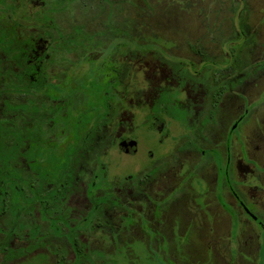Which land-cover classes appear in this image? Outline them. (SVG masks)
<instances>
[{
    "label": "flooded vegetation",
    "instance_id": "obj_1",
    "mask_svg": "<svg viewBox=\"0 0 264 264\" xmlns=\"http://www.w3.org/2000/svg\"><path fill=\"white\" fill-rule=\"evenodd\" d=\"M124 2L138 12V0H0V251L16 262L41 254L46 264L50 256L53 264L100 263L141 221L163 218L173 181L185 192L196 178L203 184L208 166L215 202L235 205L230 216L242 228L263 224L257 214L264 219V184L247 181L250 168L241 159L217 150V161L193 164L191 156L201 151L184 142L197 135L203 107L206 113L212 107L207 83L195 82L197 71L188 78L173 62L158 65L140 55L138 40L132 50L126 46L119 39L130 24H123ZM215 47L211 57L189 47L178 57L200 66L213 83L224 75L231 91L234 68L221 67ZM172 107L184 113L173 115ZM140 125L172 140L148 168L116 180L106 156L138 153ZM177 127L179 137L171 136ZM200 131V143L217 146ZM52 157L67 164L59 163L51 182L44 166Z\"/></svg>",
    "mask_w": 264,
    "mask_h": 264
},
{
    "label": "rangeland",
    "instance_id": "obj_2",
    "mask_svg": "<svg viewBox=\"0 0 264 264\" xmlns=\"http://www.w3.org/2000/svg\"><path fill=\"white\" fill-rule=\"evenodd\" d=\"M138 2L137 13L124 2L123 24H130H127L129 29H121L119 39L131 50L132 41L138 40L139 43L134 44L139 46L140 55L156 58L160 62L158 65L173 62L179 70H184L188 78L193 71H197L198 76L193 80L201 85L207 83L205 93L211 100L212 107L207 113L206 107H203L202 111L205 112L200 113V125L195 126L197 135L186 138L184 142L187 148L191 145L201 151L191 156L196 161L193 164L213 157L217 161L216 153L227 150L233 161L241 159L242 163L249 166L247 181L263 185L264 0ZM106 7L107 10L110 8L108 4ZM133 13L137 19L134 23L131 22ZM132 25L139 30L138 35L134 34V30L131 32ZM113 31L115 32L114 29ZM173 46L178 47L174 49ZM215 46L219 48L221 67L232 63L234 68V87L231 91L227 84L229 82L221 80L224 75L220 76L217 83H213V76L207 79L205 71L198 73L200 66H191L188 61L178 57L186 47H189L188 50H199V55L202 53L203 57L208 54L211 57ZM147 49L151 52L148 53ZM190 53L189 55H195ZM208 66L210 68L211 63ZM212 71L210 69L209 72ZM142 81L140 74L138 83L141 84ZM167 88L170 89L169 86ZM162 96L163 90L157 99V106ZM126 104L125 100V107ZM179 109L172 107L173 115L180 117L184 113V110ZM144 128L140 125L136 132L139 139L138 153L127 155L112 151L106 156L112 178L117 180L116 176L145 170L162 155L164 147L172 140L171 137H162L156 131L148 132ZM202 128L204 134L212 136L217 144L215 148H207V142L200 143L204 140L201 138ZM179 130V127L172 130L171 136L178 134ZM150 150L153 152L152 157ZM156 168L159 166L156 165ZM203 170L207 173V183L203 180L201 184L200 179L196 178L186 184L185 192H180V185L176 180L173 181L168 192L173 198L165 207L163 218L152 219L150 223L141 221L135 231L123 235L119 243L113 244L112 249L110 247L106 254L100 255L102 259L98 264H264V219L257 214L262 225L255 222L251 224L252 227L248 225L242 228V223L230 216L232 208L235 212L238 208H234L235 205L232 204L223 208L213 199L215 185L211 179L212 167L208 166ZM235 182L240 184L236 177ZM203 187H206L207 193ZM237 187L235 184L239 196L246 202V197L242 196ZM85 253L90 255V252L83 254ZM54 257H49L50 264L55 261ZM12 258L0 251V264H46L45 257L41 254H25L18 262Z\"/></svg>",
    "mask_w": 264,
    "mask_h": 264
},
{
    "label": "trees",
    "instance_id": "obj_3",
    "mask_svg": "<svg viewBox=\"0 0 264 264\" xmlns=\"http://www.w3.org/2000/svg\"><path fill=\"white\" fill-rule=\"evenodd\" d=\"M45 162H47L48 164H45L44 166V180L51 181V182L54 180L55 174H57L61 170V167H59V163L67 164V161L62 162L61 159L53 158V157L46 159ZM3 178L4 177H1V179ZM0 199H3V198L1 197ZM76 257H79V255H77Z\"/></svg>",
    "mask_w": 264,
    "mask_h": 264
}]
</instances>
